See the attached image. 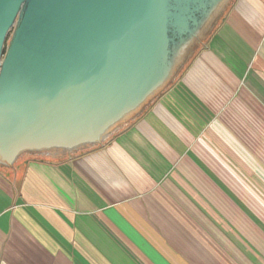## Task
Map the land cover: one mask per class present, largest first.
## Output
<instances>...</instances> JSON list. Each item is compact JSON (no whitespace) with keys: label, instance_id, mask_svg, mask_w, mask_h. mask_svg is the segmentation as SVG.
<instances>
[{"label":"crops","instance_id":"1","mask_svg":"<svg viewBox=\"0 0 264 264\" xmlns=\"http://www.w3.org/2000/svg\"><path fill=\"white\" fill-rule=\"evenodd\" d=\"M0 174V264H264V0L231 9L131 129Z\"/></svg>","mask_w":264,"mask_h":264},{"label":"water","instance_id":"2","mask_svg":"<svg viewBox=\"0 0 264 264\" xmlns=\"http://www.w3.org/2000/svg\"><path fill=\"white\" fill-rule=\"evenodd\" d=\"M214 2L0 0V174L12 187V199L27 160L61 164L108 144L143 118L234 1L163 93L137 118L109 132L159 86L169 71L171 46L192 32ZM53 147L71 152L16 161L26 148Z\"/></svg>","mask_w":264,"mask_h":264},{"label":"flooded vegetation","instance_id":"3","mask_svg":"<svg viewBox=\"0 0 264 264\" xmlns=\"http://www.w3.org/2000/svg\"><path fill=\"white\" fill-rule=\"evenodd\" d=\"M234 0H216L213 4L209 5L206 10L199 14L198 24L192 27V32L188 33L184 39L179 37V40L171 46V52L169 55V71L167 76L163 78L158 87H156L152 93L144 98L135 108L130 109L124 113L123 117L117 121L109 132L114 129L123 127L130 120L135 119L141 113V111L150 103V100L155 97H159L163 92L161 91L184 67L186 62L192 56L194 51L200 47V45L206 40L210 33L216 28L220 18L226 12V9L232 4ZM223 13V14H222ZM174 36V35H172ZM10 38V33H9ZM8 44V43H7ZM155 100V99H154ZM71 152L66 148L53 147L48 149H24L18 153L17 159L23 158L22 155H54V154H67Z\"/></svg>","mask_w":264,"mask_h":264},{"label":"rangeland","instance_id":"4","mask_svg":"<svg viewBox=\"0 0 264 264\" xmlns=\"http://www.w3.org/2000/svg\"><path fill=\"white\" fill-rule=\"evenodd\" d=\"M8 41H9V35L7 36L6 41H5V43H4L5 46L7 45Z\"/></svg>","mask_w":264,"mask_h":264},{"label":"trees","instance_id":"5","mask_svg":"<svg viewBox=\"0 0 264 264\" xmlns=\"http://www.w3.org/2000/svg\"><path fill=\"white\" fill-rule=\"evenodd\" d=\"M8 46V45H7Z\"/></svg>","mask_w":264,"mask_h":264}]
</instances>
